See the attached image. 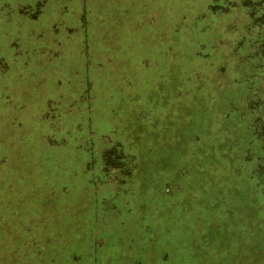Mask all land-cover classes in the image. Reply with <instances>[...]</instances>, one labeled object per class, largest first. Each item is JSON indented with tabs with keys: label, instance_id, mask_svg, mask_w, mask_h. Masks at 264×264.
<instances>
[{
	"label": "rangeland",
	"instance_id": "1",
	"mask_svg": "<svg viewBox=\"0 0 264 264\" xmlns=\"http://www.w3.org/2000/svg\"><path fill=\"white\" fill-rule=\"evenodd\" d=\"M244 1L0 0V264H264Z\"/></svg>",
	"mask_w": 264,
	"mask_h": 264
},
{
	"label": "trees",
	"instance_id": "2",
	"mask_svg": "<svg viewBox=\"0 0 264 264\" xmlns=\"http://www.w3.org/2000/svg\"><path fill=\"white\" fill-rule=\"evenodd\" d=\"M242 5V6H241ZM240 6L245 8L246 16L248 17V25H246L247 36L251 37L253 54L252 56L258 61L260 67L264 66V0H245ZM225 11L227 9H224ZM257 94L251 100V105L249 106L250 112H257V122L259 128L257 131H254L256 139L260 141V152L256 155L255 159L259 161L258 175L261 181H264V96L260 91H256ZM264 95V94H263ZM256 122V121H255ZM255 126V124H254ZM249 151V150H248ZM196 169V168H195ZM197 170V169H196ZM194 172V171H193ZM261 185V183H259ZM254 201L253 198L251 201L248 200L250 208H254L255 211L264 212V203ZM250 210L248 207H245L241 213L245 215L249 213Z\"/></svg>",
	"mask_w": 264,
	"mask_h": 264
}]
</instances>
